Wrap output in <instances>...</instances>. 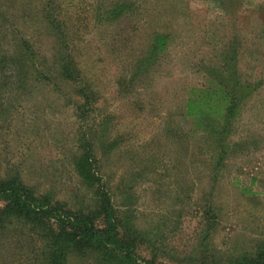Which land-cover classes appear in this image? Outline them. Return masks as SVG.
<instances>
[{
  "label": "rangeland",
  "instance_id": "obj_1",
  "mask_svg": "<svg viewBox=\"0 0 264 264\" xmlns=\"http://www.w3.org/2000/svg\"><path fill=\"white\" fill-rule=\"evenodd\" d=\"M157 35L165 48L153 52ZM222 82L236 84L238 105L217 135L223 123L197 124L186 101ZM86 148L99 187L75 171ZM16 174L75 214H94L102 187L140 264L255 253L264 243V0H0V179ZM38 230L1 222L0 264H44ZM66 264L107 263L80 248Z\"/></svg>",
  "mask_w": 264,
  "mask_h": 264
},
{
  "label": "trees",
  "instance_id": "obj_2",
  "mask_svg": "<svg viewBox=\"0 0 264 264\" xmlns=\"http://www.w3.org/2000/svg\"><path fill=\"white\" fill-rule=\"evenodd\" d=\"M122 9L119 5L110 13L115 16ZM165 43V37L157 35L151 50L162 51ZM70 65L69 62L60 67L65 78H72L74 75L75 69ZM235 87V83L230 85L222 82L211 93L192 91L199 95H191L187 99V116L205 127H209L212 119L218 118L224 126L215 133L222 134L236 114L238 99L234 93ZM75 171L87 186H100L88 148L75 162ZM98 190L95 213L75 214L53 204L47 196H37L30 187L21 182L17 174L0 179V201L4 204L0 208V223L15 218L27 222L32 229H39L44 238V264H66L68 255L80 248L94 249L107 264H140L133 251L136 238L130 233L126 236L120 234V224L110 196L102 187ZM97 218L102 220L101 227L95 222ZM228 264H264V243L255 253L244 254L230 260Z\"/></svg>",
  "mask_w": 264,
  "mask_h": 264
}]
</instances>
